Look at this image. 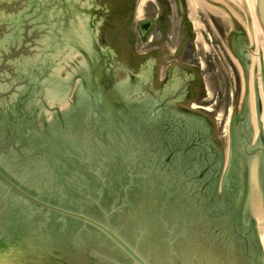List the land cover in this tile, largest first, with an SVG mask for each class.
Returning a JSON list of instances; mask_svg holds the SVG:
<instances>
[{"label":"water","instance_id":"water-1","mask_svg":"<svg viewBox=\"0 0 264 264\" xmlns=\"http://www.w3.org/2000/svg\"><path fill=\"white\" fill-rule=\"evenodd\" d=\"M98 2L78 0L83 17L75 14L74 0H67L76 19L65 31L66 41L76 36L75 44L91 48L87 11H109ZM64 5L65 0H0V179L29 202L0 184V264H33L28 251L55 252L63 240L68 247L85 248L74 251L70 264H85L79 263L82 256L90 264H264L256 261L264 256V146L256 144L246 96L244 113L230 123L225 167V147L217 144L208 117L182 107L194 73L181 64L171 71L169 84L182 88L153 114L148 61L133 66L127 55L106 52L98 35L96 66L72 43H62ZM257 5L258 101L264 113V0ZM106 23L102 14L92 18L98 33ZM126 64L134 72L132 82ZM112 90L118 100L110 97ZM50 106H60L58 116L60 111L67 116L57 120ZM236 117L241 141L234 153ZM153 129H162L158 144ZM46 130L58 141L55 147H43ZM155 144L162 145V183L159 163L151 165L147 156ZM250 144L258 153L252 160L244 150ZM47 151L51 159L45 158ZM209 183L215 192L208 206L200 200L201 186ZM160 185L162 196L154 204ZM195 186L198 202L186 196V208L176 209L177 198ZM209 223L213 235L202 243L197 236L206 234L201 227ZM88 239L95 244H85Z\"/></svg>","mask_w":264,"mask_h":264},{"label":"flooded vegetation","instance_id":"flooded-vegetation-1","mask_svg":"<svg viewBox=\"0 0 264 264\" xmlns=\"http://www.w3.org/2000/svg\"><path fill=\"white\" fill-rule=\"evenodd\" d=\"M103 1V0H101ZM139 0H113L109 4L108 12L103 13L108 23L104 24L109 28L105 30V34H112L109 38L113 45L109 46L108 51L116 53H132L138 51V39L146 43L147 50L142 54H146L148 61V84H149V104L150 112L155 114L162 109V104L167 106L172 99L171 96L177 97L176 91L181 90V84L174 82L169 84L168 75L171 71L176 69L180 62L184 61L191 69L195 68V60L198 55L192 44V28L188 20L189 14L182 12L184 1L188 0H149L144 7H142L146 16L139 19L134 25V17L137 16ZM104 3L106 1H103ZM101 2H98V5ZM103 3V4H104ZM97 13H101V9H97ZM176 11L177 15L180 13V22L177 27H174V19L172 20V12ZM182 12V14H181ZM233 22H225L222 25L219 19L212 15L208 20V24L214 33L217 34L216 53L227 54L229 58L234 60L236 58L241 66L243 76V86H246L245 93L250 91L249 76L252 66L253 47L251 43L250 34L246 29L244 23L233 14ZM146 21L142 28L146 30V36L142 35L140 23ZM245 22V21H244ZM240 28V29H238ZM102 33V32H101ZM100 40L106 42V36L99 35ZM214 40L213 36L208 39ZM203 40L208 41L203 34ZM196 42H194L195 44ZM225 55V57H227ZM235 61V60H234ZM238 69H239V65ZM162 70L164 74L162 75ZM195 84L196 79H191L187 88H185V99L195 98ZM192 91V93H191ZM247 99L249 100V94ZM173 100V99H172ZM214 183H209L208 193L214 194Z\"/></svg>","mask_w":264,"mask_h":264},{"label":"rangeland","instance_id":"rangeland-1","mask_svg":"<svg viewBox=\"0 0 264 264\" xmlns=\"http://www.w3.org/2000/svg\"><path fill=\"white\" fill-rule=\"evenodd\" d=\"M103 1H106L105 3ZM101 4L109 5L113 0H103ZM148 1V0H144ZM214 3L213 0H198V10L196 13V18L199 20V26L195 27V24L191 17V9L187 8V3L184 1L182 6V12L189 13V21H191L192 25V46L196 51V55H198L197 60H195V68L191 69L189 64L182 61L180 64L188 71L194 73L193 79L197 80V85L195 84V98L194 99H184L182 107L188 109L190 111L196 112L203 116L208 117L210 122L212 131L214 133L215 139L218 145L225 147V167H229V139H230V123L235 115H239L244 113L245 108V96L247 103L249 101L248 90L245 93L246 86H243L242 80V71L238 69L239 65L236 61L232 60L225 54L219 52L216 53V48L218 46L216 44V38L218 37L216 33L210 28L208 24V20L210 19V10L207 9V4ZM189 6V3H188ZM190 7V6H189ZM181 12V14H182ZM226 13V17L219 16L216 13V17L219 19L222 25H226L225 22L231 21L233 22V13L229 10L223 11ZM105 12H102V15ZM177 12H172L171 18L174 19V27H177L180 22V13L177 15ZM146 14L144 11L138 13L136 17H134V25L138 21V19L145 17ZM242 16V15H241ZM105 19V17H102ZM109 20H107L108 23ZM109 27L106 26L105 30ZM240 29V28H238ZM202 33L206 36L208 42L202 40L199 37V34ZM112 36L108 33L107 38ZM215 37L212 40L208 37ZM201 38V40H200ZM103 42V41H102ZM194 42H196L194 44ZM104 43V42H103ZM108 43V44H107ZM104 44L113 45L107 41ZM138 51L135 52V55H142V53L146 52L147 46L145 42H142L138 39L137 44ZM134 54H126L129 60L133 61ZM119 57L122 54H117ZM123 59V57H121ZM147 59L142 58L140 62L135 61L133 66L146 62ZM164 74V70H162V75ZM192 93V91H191ZM203 105L205 108L196 109L192 108L194 105ZM253 121V118H252ZM254 124V121H253ZM255 128V127H254ZM264 146V141H261ZM264 256L256 257V261L263 260Z\"/></svg>","mask_w":264,"mask_h":264},{"label":"bare ground","instance_id":"bare-ground-1","mask_svg":"<svg viewBox=\"0 0 264 264\" xmlns=\"http://www.w3.org/2000/svg\"><path fill=\"white\" fill-rule=\"evenodd\" d=\"M213 2L214 3L212 4L206 5L207 9L213 13H216L219 16L226 17V13L223 11H225L226 7L230 8V11L233 14H235L244 23L246 29L248 30V33L250 34L251 43L255 45V50L253 47V51L251 52L253 57L252 58L253 62L250 69V76L248 82L250 85L249 103L251 106L255 132L258 139L260 130L264 128V113L262 111L261 115L257 114V103H258V38H257L258 5L257 3L258 0H213ZM218 3L223 7H220ZM189 6L191 9L192 20L195 24V27H197L200 24L199 20L196 18V13L198 10V0H189ZM209 16L211 17L212 14L210 13ZM199 37H201L203 40L202 33L199 34ZM234 60L239 64V69H243L240 62L236 58H234ZM242 78L243 80H245L244 76H242Z\"/></svg>","mask_w":264,"mask_h":264}]
</instances>
